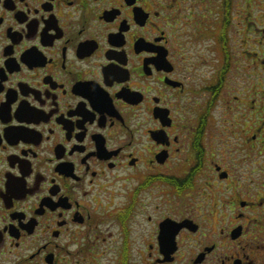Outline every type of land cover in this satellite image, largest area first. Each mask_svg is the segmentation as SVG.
Here are the masks:
<instances>
[{
    "label": "flooded vegetation",
    "instance_id": "obj_1",
    "mask_svg": "<svg viewBox=\"0 0 264 264\" xmlns=\"http://www.w3.org/2000/svg\"><path fill=\"white\" fill-rule=\"evenodd\" d=\"M263 14L0 0V264H264Z\"/></svg>",
    "mask_w": 264,
    "mask_h": 264
},
{
    "label": "rangeland",
    "instance_id": "obj_2",
    "mask_svg": "<svg viewBox=\"0 0 264 264\" xmlns=\"http://www.w3.org/2000/svg\"><path fill=\"white\" fill-rule=\"evenodd\" d=\"M244 14V13H243ZM251 17V16H250ZM259 19L261 20V19H263L264 20V14L263 15H260L259 16ZM234 30H236V29H234Z\"/></svg>",
    "mask_w": 264,
    "mask_h": 264
}]
</instances>
